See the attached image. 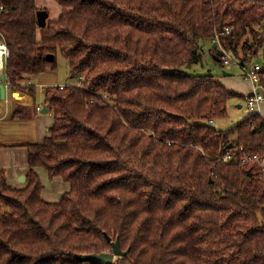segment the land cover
I'll list each match as a JSON object with an SVG mask.
<instances>
[{
  "label": "trees",
  "instance_id": "obj_1",
  "mask_svg": "<svg viewBox=\"0 0 264 264\" xmlns=\"http://www.w3.org/2000/svg\"><path fill=\"white\" fill-rule=\"evenodd\" d=\"M55 1L39 28L35 0H0L9 95L34 97L57 55L79 83L43 90L53 123L28 146L24 186L0 172V264H93L75 256L111 252L105 235L128 251L113 264H264V174L217 159L229 144L264 157V120L215 129L239 95L183 71L211 41L221 67V49L260 60L264 88V0ZM37 169L69 184L59 201Z\"/></svg>",
  "mask_w": 264,
  "mask_h": 264
},
{
  "label": "crops",
  "instance_id": "obj_2",
  "mask_svg": "<svg viewBox=\"0 0 264 264\" xmlns=\"http://www.w3.org/2000/svg\"><path fill=\"white\" fill-rule=\"evenodd\" d=\"M243 78L245 81L236 87L224 82L226 89L232 92L234 91V93L239 95V98H233L229 101L228 112L230 111L229 106L233 103L232 100L242 99L245 102V96L256 85L254 81L245 78L244 76ZM29 84H33L32 79ZM58 86H64V84H59ZM40 94L41 96L38 94L40 98H37L39 102L41 101L40 104L39 102H36L35 97L22 94V96L26 97L28 101L25 105L17 102L18 105L23 106L24 108L22 109L23 111H17L18 115H20L19 117L14 116V110L17 109L12 107H10V109L8 108V103L10 104L15 101L12 94L9 96L10 98L7 97V91L5 100H3L4 102L2 103L0 100V172L4 174L7 182L14 188L23 187L25 184L28 146L34 143L42 142L43 139L49 135V128L53 123V116L49 110L47 113L35 111L36 107H40L41 109L43 108V93ZM17 103H15V105L13 104V107H16ZM238 108H240L239 105ZM251 112H254V114H257L264 120V103L259 104L254 109H251ZM248 116H250V114L248 112H244L236 121L239 123ZM37 173L43 184L41 191V197L43 200L47 202H57L61 196L69 190V184L62 181L60 178L50 179L46 171L43 169H37ZM22 176L25 177V181L23 183L20 182Z\"/></svg>",
  "mask_w": 264,
  "mask_h": 264
},
{
  "label": "rangeland",
  "instance_id": "obj_3",
  "mask_svg": "<svg viewBox=\"0 0 264 264\" xmlns=\"http://www.w3.org/2000/svg\"><path fill=\"white\" fill-rule=\"evenodd\" d=\"M35 4L38 8H40L39 10L47 11L49 20H55L58 18L60 11H61V7L58 5V3L55 0H35ZM215 43L217 44V41H215ZM213 46L215 45L211 41L205 42L203 44L201 62L197 64H193L191 66H187L186 68H183L184 73L192 74V75L212 74L213 76L216 77V79L220 83L224 84V82H226L229 85L234 86V87L238 86L239 84H242V82L245 80L241 72V67L238 65V63H232L231 67L229 68L225 66L221 67L220 65L216 64L212 59V55L210 54V49ZM257 58H261V54L258 55ZM56 60H57L56 69L47 70L43 73H39L33 76L32 78V82L35 85V87H33V93H34L33 95L36 98L37 103L39 102L37 98H40L41 96L40 93H43V89H45L48 86H58L59 84H64V85H78L79 84L78 78L76 76L75 77L71 76L66 60L62 58L60 55H57ZM256 62L260 63V60H256ZM3 70L4 68L0 71L1 75L3 73ZM223 73H226L227 75ZM2 79H4V77ZM0 83H4V80H1ZM224 86L226 85L224 84ZM23 94H26V93H23ZM9 96L10 95L8 92L7 97ZM14 99L15 101H13L10 104L8 103V106H9L8 108L10 109V107H12L19 111H23L22 110L24 109L23 106L18 105V103H20L18 102L19 101L18 98L14 97ZM3 102L4 101H2V103ZM232 102H233L232 105L229 106L230 111L228 112V116L226 118L214 120L211 123L215 129L220 130V131L228 130L238 123V121L236 120H238L241 117V114H243L244 112H248L250 115L254 114V112H251V109H248L246 107L244 100L236 99V100H232ZM15 103H17V106L13 107V104L15 105ZM40 103L41 101L39 102V104ZM20 104L25 105V103H20ZM238 105L240 106V108H238ZM229 138H233V135L229 136ZM44 184H47V183H44ZM116 259L117 257L114 258V261Z\"/></svg>",
  "mask_w": 264,
  "mask_h": 264
},
{
  "label": "built area",
  "instance_id": "obj_4",
  "mask_svg": "<svg viewBox=\"0 0 264 264\" xmlns=\"http://www.w3.org/2000/svg\"><path fill=\"white\" fill-rule=\"evenodd\" d=\"M1 8L2 7L0 6V9ZM225 30L229 31L228 28H225ZM221 53L222 55L220 57L223 66L227 68L231 67L232 63H235L233 62L231 56L222 49H221ZM8 56H9V50L6 46V43L4 42L2 34L0 33V71L4 68V64ZM239 66L241 67V72L243 76L256 83L253 89L245 96L246 107L248 109H254L259 104L264 103V88L259 83V75H258V71L261 69V66L257 62L248 65H243V66L239 65ZM3 84L7 90L8 84L5 81ZM28 85H30L29 82ZM59 87L62 88L63 86H59ZM36 111L39 112L40 107H36ZM224 145L225 142H222L221 146ZM237 154H241V156H237ZM217 159L222 163H235V162L240 164L251 163L258 168L260 175L264 174V157H261L258 154H248L244 152L241 147H237V148L233 146L227 147L223 152L218 154Z\"/></svg>",
  "mask_w": 264,
  "mask_h": 264
},
{
  "label": "water",
  "instance_id": "obj_5",
  "mask_svg": "<svg viewBox=\"0 0 264 264\" xmlns=\"http://www.w3.org/2000/svg\"><path fill=\"white\" fill-rule=\"evenodd\" d=\"M48 18V13L46 10H37L36 11V21L39 28H44L46 26V20ZM219 31L222 32V25H220ZM222 55L221 51L217 52V58L216 61H219V57ZM45 60L49 63H52L54 61L53 55H47L45 57ZM2 80V75L0 74V81ZM13 97H16L19 95L18 92L12 93ZM6 97V88L3 83H0V100H5ZM41 113H47L48 109L46 107H43L41 110ZM232 145L229 144L228 147H231ZM25 177L22 176L20 179V182H24ZM106 236V240L111 243L112 251L111 252H103L99 254H84V255H76L75 258L78 261L82 262H89L93 264H113L115 257H124L127 255L128 251H122L119 246L118 239H116L114 242H111V238Z\"/></svg>",
  "mask_w": 264,
  "mask_h": 264
},
{
  "label": "bare ground",
  "instance_id": "obj_6",
  "mask_svg": "<svg viewBox=\"0 0 264 264\" xmlns=\"http://www.w3.org/2000/svg\"><path fill=\"white\" fill-rule=\"evenodd\" d=\"M16 97L18 98V100H19L18 102H20V103H26L28 101L26 97H24L20 94L17 95Z\"/></svg>",
  "mask_w": 264,
  "mask_h": 264
}]
</instances>
